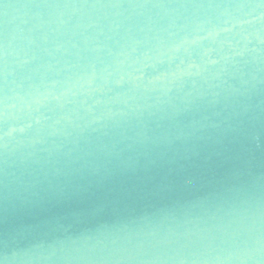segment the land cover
Segmentation results:
<instances>
[{
  "label": "water",
  "instance_id": "1",
  "mask_svg": "<svg viewBox=\"0 0 264 264\" xmlns=\"http://www.w3.org/2000/svg\"><path fill=\"white\" fill-rule=\"evenodd\" d=\"M0 264H264V0H0Z\"/></svg>",
  "mask_w": 264,
  "mask_h": 264
}]
</instances>
